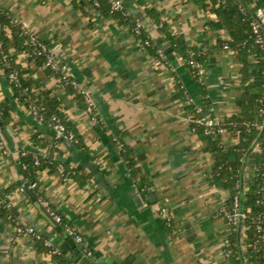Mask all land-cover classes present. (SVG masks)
<instances>
[{
	"label": "crops",
	"instance_id": "crops-1",
	"mask_svg": "<svg viewBox=\"0 0 264 264\" xmlns=\"http://www.w3.org/2000/svg\"><path fill=\"white\" fill-rule=\"evenodd\" d=\"M0 7L49 47L96 107L95 114H89L58 76L37 68L29 54L17 53L23 70L34 69L33 78L40 79L42 90L57 98L62 117L76 126L87 151L65 140L54 146L55 152L41 149L34 145V135L54 143L55 131L18 103L7 76L1 74L0 122L5 127L0 129V197L10 205L13 219L7 213L0 215V264H55L33 238L16 236L15 221L34 226L59 247L66 241L63 227L53 226L43 205L39 203L38 209L22 188L24 153L49 157L64 167L65 174L51 168L40 171L36 191L83 236L92 260L232 264L226 257L228 224L219 217L231 193L209 182L212 156L188 121L192 106H204L206 114L212 108L224 119L241 113L242 66L223 47L228 33L208 26L217 15L192 0H143V4L133 0L126 8L153 41L162 39L172 48L148 15L151 10L165 31L180 38L188 50L207 49L206 104L173 48L163 58L151 55L129 27L88 3L0 0ZM6 32L11 37L10 29ZM6 104L11 109L9 121L1 113ZM223 139L226 147L238 143L230 131ZM122 144L145 178L146 189L130 176ZM66 167L89 175L87 184L82 187L71 180ZM253 171L248 163L246 176ZM12 186L16 189L8 192ZM69 255L73 260L79 257Z\"/></svg>",
	"mask_w": 264,
	"mask_h": 264
},
{
	"label": "trees",
	"instance_id": "trees-1",
	"mask_svg": "<svg viewBox=\"0 0 264 264\" xmlns=\"http://www.w3.org/2000/svg\"><path fill=\"white\" fill-rule=\"evenodd\" d=\"M80 1L87 3V0H74L76 5H79ZM113 0H99L98 11L103 16L115 17L119 22L132 30L135 37L140 40L149 53L155 57H160L158 51L161 46L153 41L150 36L145 32V28L137 32V23L139 20L134 19L130 15H125L128 5L133 0H122L125 2L123 5V11H114L112 9ZM197 4L204 6V8L210 10L217 15V20L209 23V28L214 31H225L228 33V39L224 41L223 47L228 45V51L232 52L240 61L242 66V100H241V113L240 115H233L225 119L223 127L230 131L237 139L238 143L232 147H226L224 144L223 136L216 133H206L207 127L203 124H198L194 120L202 117L194 106H192L193 121L191 126L196 128L194 134L198 135L201 140L206 144L207 152H210L214 169L209 182L212 185L223 188L230 191L231 196L226 203V210L232 211L234 207V200L240 191V177L244 159L252 148L254 143L259 139V143L256 149L249 156L248 163L253 167V174L245 176L244 185V215L243 220V233H242V247L246 264H264V239L260 238V232L256 228L255 221H262L264 225V134L262 135L264 126V43L258 44L256 42L257 35L252 31L251 24L256 20L255 12L260 6H264V0H192ZM139 4H143V0H137ZM246 5V6H245ZM148 15L154 17V24L160 26L165 33V39L172 45L175 53L184 61V68L190 73L198 88L203 94L204 98L207 95L204 82L199 81L198 70L191 66L192 62L200 64L202 67H206L207 61V49H192L188 50L185 43L175 35H172L152 10ZM14 19L10 14L0 7V41L2 42V49L0 52V67L2 75L9 76L11 73L17 75V80L13 83L14 98L19 104L24 105L26 108L30 104L36 105L41 109L44 124L51 127V121L54 116L62 117L58 108V100L53 97L50 92L42 90V84L40 79H34V69L23 70L21 65L17 61L18 54H29L34 65L44 67L46 63V54L41 53L40 43H43L33 34L28 32L21 24L15 25ZM7 29L11 31V37L7 36ZM262 35L264 37V28H262ZM150 40V44L146 45V41ZM45 44V43H44ZM11 49L15 50L13 54ZM18 53V54H17ZM7 56V59H5ZM254 59L256 61H254ZM61 66H64L60 62ZM65 67V66H64ZM47 75L58 76L61 78V73L52 71L50 68H45ZM2 74V75H1ZM73 77H68L66 81L59 80L70 94L74 95V99L80 103L81 106L87 109L86 95L79 93L72 85ZM182 86L179 83V87ZM182 88V87H181ZM205 103H208L205 98ZM10 107L8 104L2 106L1 113L2 118L5 121L10 120ZM67 133H73L76 141L71 142L65 140L71 144L73 148L85 149L82 136L79 134L76 126L70 122H67L62 117ZM62 142V141H61ZM33 143L36 147L41 149H48L50 151H57L54 148V143H47L40 139L38 135H34ZM123 155L126 161V165L130 176L136 183L146 189L145 178L140 173L137 165L131 156V152L128 151L123 144ZM37 154L24 153L20 157V171L22 174V188L28 189L35 198V201L39 203L41 194L37 191L30 189V184L34 182L40 171L45 168H51L52 171L58 170L62 165L59 162L51 160L49 157L38 155L39 163H36L34 156ZM66 173L69 178L82 187H84L88 180L89 175H85L81 169H70L66 167ZM16 189V186L10 187L7 191L11 192ZM6 203L0 197V215L7 213L10 218L13 219L9 208ZM51 218V217H50ZM52 219V218H51ZM53 220V219H52ZM167 220V219H166ZM19 223V222H16ZM67 221L63 218L61 226L64 228ZM232 233L229 237L231 242V255L228 258L232 264H242L240 252L238 248L237 235L238 227H231ZM249 228V229H245ZM64 230V229H63ZM65 240L68 241L71 237H68L64 231ZM46 240H51L50 237H44L41 235L40 239L34 237V241L39 251L49 253L51 250L44 244ZM55 264H74L76 260L71 259L69 252L62 248L60 254L51 256Z\"/></svg>",
	"mask_w": 264,
	"mask_h": 264
},
{
	"label": "built area",
	"instance_id": "built-area-1",
	"mask_svg": "<svg viewBox=\"0 0 264 264\" xmlns=\"http://www.w3.org/2000/svg\"><path fill=\"white\" fill-rule=\"evenodd\" d=\"M87 3L89 5H92L95 8L99 7V0H87ZM123 5L124 4L122 3L121 0H113L112 1V9L114 11H123ZM126 14L129 15L128 12L125 11V15ZM255 15H256V20L251 24L252 31L257 35L256 42L258 44H263L264 43V37L262 35L261 30H262V28H264V6L258 7L257 11L255 12ZM14 24L18 25L19 23H18V21H14ZM136 28H137V32L141 31V29L144 28V26L140 20L138 21ZM145 44L149 45L150 40L146 41ZM39 45L41 48V53L46 54V63L44 65V68H50L54 72L61 73L60 79L62 81H66L68 79V77H72L67 72L66 67L60 65V62L56 59L55 55L51 52V50H49V47L46 44L40 43ZM224 48L226 50L229 49L228 45H225ZM1 49H2V42L0 41V52H1ZM158 54L161 58L164 57V53H163V50L161 48L158 51ZM5 59H7V56H5ZM191 66L195 67L198 70L199 75H200L199 81L204 82L205 68L202 67L200 64L195 63V62H192ZM7 78H8V80H9V82L13 88V83L17 80V75L15 73H11ZM70 83L76 90H78L79 93H82V94L87 96L86 97V103L88 105H87L86 111L89 114L94 115L96 107L94 105L93 100L88 96L87 92L83 90L81 85L75 79L73 81H71ZM182 88H183V86H182ZM189 102L193 103L194 101L189 97ZM195 108H196V111L202 117H200L194 121L198 124L205 125L207 127L206 133H216L220 136H224L227 133L228 130L223 127V124L225 123V119L214 114L212 108H210L207 111L208 112L207 114L205 113V110H204L205 107L204 106H201V107L196 106ZM27 109H28L29 113L32 114L39 122L44 123V118H43V114H42L41 109H39L34 104H30L29 107H27ZM188 121L192 124L193 117L192 116L189 117ZM51 128L55 131V134H56V140L54 142V146L56 148L58 147V144L60 143L61 140H68L71 142L76 141L75 135L73 133H67L66 132V126H65V123H64L62 117L54 116L52 118V121H51ZM191 130L193 133L196 132V128L194 126L191 127ZM34 159H35L36 163H39L38 154L34 156ZM58 171L62 174H65V169L63 166H60L58 168ZM65 180L68 181V178L66 177ZM38 188H39V185H38V182L36 180L30 184V189L36 191ZM39 203H41L43 205V207L46 209L48 215L53 219L54 223L61 226V224L63 222V217H62V215H60L59 213H57L53 209L50 202L41 197L39 200ZM240 206H241V189H240L238 195L236 196V198L234 200V207H233L232 211L230 212V211L226 210L225 207L219 211V217L224 219L228 224L230 235L232 233L231 227H238L241 219H242V221L245 219L244 213L241 214V212H240ZM7 207L9 208L10 205L8 204ZM255 222H256V228L260 232V238L264 239L263 220L262 221H255ZM63 229H64L65 233L67 234V236L71 237V239L79 246L81 251H83L84 256L91 258L92 252L88 248L83 236L78 232V230L68 223L65 225V227ZM245 229H249V228H245ZM14 230H15V234L17 237H31V238H33V240H34V237H36L37 239L41 238V234L35 229L34 226H28V225H24L22 223H16ZM242 233H243V229H242ZM44 244L47 248H49L51 250V252L48 253L49 256L60 254L61 250L63 248V247H59V246L55 245L51 240H46L44 242ZM225 246H226V257L229 258L231 255L230 247L232 246L229 239L225 241ZM74 264H82V263H81V261L76 260V262Z\"/></svg>",
	"mask_w": 264,
	"mask_h": 264
},
{
	"label": "water",
	"instance_id": "water-1",
	"mask_svg": "<svg viewBox=\"0 0 264 264\" xmlns=\"http://www.w3.org/2000/svg\"><path fill=\"white\" fill-rule=\"evenodd\" d=\"M122 3L125 4L124 1H122ZM255 18H256V15H255ZM157 44L161 46V49L163 50L164 55H170L171 53H173V49L169 45H164L162 39L157 40ZM4 127H5V123L0 122V129L4 130ZM263 134H264V126H263L262 135ZM259 139L254 143L252 148L247 153V155H246V157L244 159V162H243L242 170H241V177H240V189H241L240 212H241V214L244 213V185H245L246 168H247V165H248L249 156L251 155V153L257 147V145L259 143ZM24 191L29 196L31 201L35 203L36 207L41 210L40 204L35 201V198L32 195V193L26 188L24 189ZM51 224L53 226L55 225L54 222H51ZM242 228H243V221L241 219V221L239 223V226H238L237 242H238V248H239V252H240V257L242 259V264H246L245 257H244V252H243V248H242ZM56 229L58 231L62 230V228L60 226H56ZM63 247L67 251H69L71 254L79 255L77 260L81 261L82 264H131L130 260L122 262L118 258H112V259L96 258L95 260H92V258L85 257L84 254L81 253V249L78 247V245L72 239H70L68 241H65L63 243Z\"/></svg>",
	"mask_w": 264,
	"mask_h": 264
},
{
	"label": "rangeland",
	"instance_id": "rangeland-1",
	"mask_svg": "<svg viewBox=\"0 0 264 264\" xmlns=\"http://www.w3.org/2000/svg\"><path fill=\"white\" fill-rule=\"evenodd\" d=\"M59 62H60V60H59Z\"/></svg>",
	"mask_w": 264,
	"mask_h": 264
}]
</instances>
